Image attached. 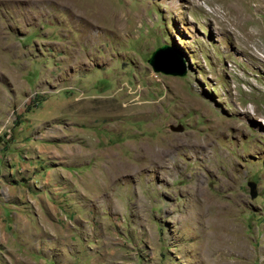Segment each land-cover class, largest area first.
Masks as SVG:
<instances>
[{"label": "rangeland", "instance_id": "rangeland-1", "mask_svg": "<svg viewBox=\"0 0 264 264\" xmlns=\"http://www.w3.org/2000/svg\"><path fill=\"white\" fill-rule=\"evenodd\" d=\"M0 264H264V0H0Z\"/></svg>", "mask_w": 264, "mask_h": 264}, {"label": "water", "instance_id": "water-1", "mask_svg": "<svg viewBox=\"0 0 264 264\" xmlns=\"http://www.w3.org/2000/svg\"><path fill=\"white\" fill-rule=\"evenodd\" d=\"M171 61H176L178 64H182L180 58L166 46L156 48L147 60L153 71H162L165 74L177 76L184 75L186 72L185 68H175L173 66L168 67V65L171 64ZM249 184L251 187L253 186L252 182Z\"/></svg>", "mask_w": 264, "mask_h": 264}, {"label": "bare ground", "instance_id": "bare-ground-1", "mask_svg": "<svg viewBox=\"0 0 264 264\" xmlns=\"http://www.w3.org/2000/svg\"><path fill=\"white\" fill-rule=\"evenodd\" d=\"M219 5H221V4H219ZM222 6H223V4H222ZM226 11H227V10H226ZM230 11H231V10H230ZM213 12H215V11L213 10ZM217 12H218V11H217ZM217 14H218V13H217ZM234 18H235V17H234ZM236 22H237V21H236ZM226 24H227V23H226ZM229 26H230V24H229ZM253 56H254V55H253ZM243 111H244V113H245V112H247V109H244ZM253 114H254V113H253Z\"/></svg>", "mask_w": 264, "mask_h": 264}]
</instances>
